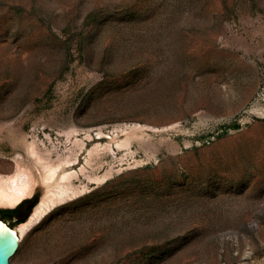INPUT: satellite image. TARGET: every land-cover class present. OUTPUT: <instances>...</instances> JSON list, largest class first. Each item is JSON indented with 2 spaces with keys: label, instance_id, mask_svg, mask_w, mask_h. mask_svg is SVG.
Instances as JSON below:
<instances>
[{
  "label": "rangeland",
  "instance_id": "374dc122",
  "mask_svg": "<svg viewBox=\"0 0 264 264\" xmlns=\"http://www.w3.org/2000/svg\"><path fill=\"white\" fill-rule=\"evenodd\" d=\"M262 106L264 0H0V171L33 131L62 152L79 128L74 169L120 124L153 144L87 165L113 171L11 264H264Z\"/></svg>",
  "mask_w": 264,
  "mask_h": 264
},
{
  "label": "bare ground",
  "instance_id": "6f19581e",
  "mask_svg": "<svg viewBox=\"0 0 264 264\" xmlns=\"http://www.w3.org/2000/svg\"><path fill=\"white\" fill-rule=\"evenodd\" d=\"M261 111V115L264 117V106ZM179 126H181L180 121L162 128H151L154 131H165L176 129ZM149 127L141 123L117 125L116 130L113 131L114 136H106L109 138L108 141L99 142L89 150L86 164L80 169L73 168L78 160V152L83 149L85 143L84 138L78 137L81 132L79 128L72 127L65 131L67 139L72 144L69 147L66 146L62 152L57 150L55 145H52V148L48 147L45 140L40 139L35 131L31 135H24L19 145L23 149V153L17 152L13 155L9 171H0V207L15 208L25 199L33 197L38 189L42 193L29 218L16 227H10L0 218V224L9 227L19 238L20 246L12 259H20L24 239L33 226L42 221L56 206L76 198L88 189L87 184L77 182L81 173L89 180L99 181L106 179L113 171V167H107L102 175H96L94 171H88L87 165L94 168L95 164H103L104 157L115 149L114 145L117 148L130 150L131 143L139 141L147 142L150 146L152 142L146 132ZM89 132L90 130H85L87 137H90ZM119 132H123V138L119 137ZM43 134L48 141L52 142L50 134L45 132ZM97 134L100 135L99 139H102V134H104L102 127L99 128ZM136 163L139 162L136 161ZM21 264L47 263L44 260H35L31 263L21 262Z\"/></svg>",
  "mask_w": 264,
  "mask_h": 264
},
{
  "label": "water",
  "instance_id": "95a60500",
  "mask_svg": "<svg viewBox=\"0 0 264 264\" xmlns=\"http://www.w3.org/2000/svg\"><path fill=\"white\" fill-rule=\"evenodd\" d=\"M39 200L40 196L34 195L22 201L18 206V213L14 216V221L18 224L26 221ZM5 224L9 225L8 222H5ZM19 246L20 242L17 235L9 227L0 224V264H11V259Z\"/></svg>",
  "mask_w": 264,
  "mask_h": 264
},
{
  "label": "trees",
  "instance_id": "16d2710c",
  "mask_svg": "<svg viewBox=\"0 0 264 264\" xmlns=\"http://www.w3.org/2000/svg\"><path fill=\"white\" fill-rule=\"evenodd\" d=\"M18 206L15 208L1 209V211H0V218L3 221H5V222L11 221L10 227H13L12 223L14 222L15 214L18 212Z\"/></svg>",
  "mask_w": 264,
  "mask_h": 264
},
{
  "label": "flooded vegetation",
  "instance_id": "af4514ba",
  "mask_svg": "<svg viewBox=\"0 0 264 264\" xmlns=\"http://www.w3.org/2000/svg\"><path fill=\"white\" fill-rule=\"evenodd\" d=\"M17 213H18V212H17ZM17 213H16V214H17ZM16 214H15V215H16Z\"/></svg>",
  "mask_w": 264,
  "mask_h": 264
}]
</instances>
